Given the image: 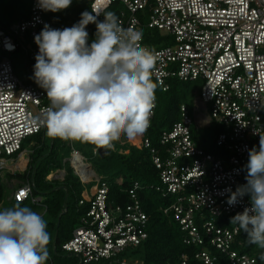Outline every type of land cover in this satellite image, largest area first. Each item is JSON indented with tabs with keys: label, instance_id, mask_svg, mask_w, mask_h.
Here are the masks:
<instances>
[{
	"label": "built area",
	"instance_id": "obj_1",
	"mask_svg": "<svg viewBox=\"0 0 264 264\" xmlns=\"http://www.w3.org/2000/svg\"><path fill=\"white\" fill-rule=\"evenodd\" d=\"M86 2L88 12L92 8L109 11L121 4L123 10L118 19L124 28L142 30L141 16L146 17L148 12V27L174 38L172 44L159 50L142 39L143 45L159 54L152 77L165 91L170 89L172 78L202 82L200 90L195 92V116L183 105L181 121L161 136L166 156L152 149L154 164L161 175L157 190L174 200L165 212L174 213L182 231L187 233V244H210L220 252H199L196 259L202 264H258L255 257L235 248L241 230L237 226L220 225V218H231L249 206L247 196L234 206H229L227 200L238 185L246 183L244 165L248 150L264 133V0ZM49 13L38 7V0H33L30 19L9 29L0 28V174L18 172L21 162L29 164L32 151L30 147L23 150L24 143L46 131L40 124L49 105L46 92L30 79L28 82L21 79L10 56L24 50L27 69L33 77L39 51L34 37L45 24L55 29V22L48 19ZM98 19L103 20V16ZM92 25L95 24L88 26ZM157 105L156 98L151 121ZM195 126L221 128L215 138L216 146L221 149L219 154L207 151L208 139L200 144L195 142ZM143 142L152 148L149 139ZM76 155H80L81 165L86 162L73 149L71 162L76 174L82 182L96 181V185L88 196L90 208L82 226L62 250L78 257L80 264H145L121 257L148 239V216L137 195L139 184L130 190L132 204L112 208L108 203V183L92 169V174L85 177L79 174ZM60 177L64 179L65 173L59 170L48 179ZM32 193L33 188L27 183L14 190L12 199L24 203L32 198ZM243 245L239 242V247ZM181 264H189L186 255L181 258Z\"/></svg>",
	"mask_w": 264,
	"mask_h": 264
},
{
	"label": "clouds",
	"instance_id": "obj_2",
	"mask_svg": "<svg viewBox=\"0 0 264 264\" xmlns=\"http://www.w3.org/2000/svg\"><path fill=\"white\" fill-rule=\"evenodd\" d=\"M72 2L38 0V7L55 13ZM89 24L96 25L91 43ZM142 39V30L124 28L114 12L96 8L82 12L71 27L44 25L34 37L39 51L33 79L49 101L40 119L49 138L112 150L122 136L133 139L147 131L159 87L152 79L159 54ZM244 169L246 183L227 203L234 206L247 196L249 206L230 223L243 230L249 244L264 250V136L248 150ZM50 242L40 213L20 204L0 210V264H46Z\"/></svg>",
	"mask_w": 264,
	"mask_h": 264
},
{
	"label": "trees",
	"instance_id": "obj_3",
	"mask_svg": "<svg viewBox=\"0 0 264 264\" xmlns=\"http://www.w3.org/2000/svg\"><path fill=\"white\" fill-rule=\"evenodd\" d=\"M33 0H0V28L9 29L11 25L30 19ZM123 10L121 4H116L109 11L117 17ZM88 11L86 0H73L71 6L59 12H50L49 20L55 22V29L71 27L80 20L81 13ZM142 32L145 43L156 50L164 48L174 42V38L164 33L150 29L147 16H141ZM90 43L95 38L96 25L87 26ZM155 81V79L152 77ZM170 89L165 91L162 87L156 90L157 109L151 126L140 136L138 146H130L129 154L108 150L102 156L95 153L94 145L63 141L59 138L48 140L45 132H41L26 140L23 150L30 147L31 161L23 173L5 176L6 180L17 179L20 181L18 188L24 184H31L32 198L24 203H17L11 198L9 189L0 174V210L16 204L28 206L40 213L47 222V231L51 235L52 246L49 249L50 258L46 264H80L78 257L65 254L62 250L64 244L69 242L75 230L82 226V220L87 216L90 208L88 189L85 183L75 175V169L66 159L72 154L73 149L79 152L93 171L98 175L110 174L111 177L102 178L109 185V206L126 207L134 201L130 190L139 184L138 199L148 216V239L136 248H130L122 254L123 259L139 260L145 264H181V258L186 255L189 264H202L196 259V254L203 250H210L219 254L210 244L205 246L189 245L186 242L187 233L182 231L180 223L172 211L165 210L174 202L173 197L166 192L158 191L161 185L160 170L154 164L152 149L160 151L161 156H166L165 148L160 139L163 132L171 130L181 121V108L188 105L191 93V82H183L178 78L169 79ZM194 91V90H193ZM195 93V91H194ZM214 129L215 137L211 148L207 151L219 154L221 149L216 146V135L221 132L217 126ZM196 129H194V134ZM264 136V133L263 135ZM149 139L152 148H147L143 142ZM259 145V138L252 142V147ZM95 160V161H94ZM94 162V163H93ZM70 168H67L69 167ZM66 170L63 180H49L48 177L55 171ZM246 175V173H245ZM245 178V177H244ZM122 179V183L118 182ZM246 181V180H245ZM83 202V204H81ZM220 225H231L230 218H220ZM239 242L244 245L239 247ZM235 248L242 253H247L257 259L258 264H264L260 259L261 252L256 245L248 243L247 236L241 230Z\"/></svg>",
	"mask_w": 264,
	"mask_h": 264
},
{
	"label": "rangeland",
	"instance_id": "obj_4",
	"mask_svg": "<svg viewBox=\"0 0 264 264\" xmlns=\"http://www.w3.org/2000/svg\"><path fill=\"white\" fill-rule=\"evenodd\" d=\"M10 58H11V60L13 62L14 67H15L16 74L21 79H23L25 82H28L29 79H30L31 82L34 83L35 81H34L33 77L30 76V74L28 72V69H27V65H26L27 56H26L25 51L24 50H21L20 52L14 54L12 56H10ZM191 85H192L191 93H190L191 95L189 97L187 107L189 108V111H190V113H191V115L193 117V116H195V103L197 102V96H196V93H194V91L196 92L197 90H200V86L202 85V82H200V81L199 82H192ZM194 129L197 130V131H195L196 134H194V140H195V142L198 143V144H200L201 142H203V139H208L209 141H208L207 147L208 148H211L212 145H213L214 137H215L214 129L213 128H201V129H197L196 126L194 127ZM121 139H125V136H122ZM48 140H50V138H48ZM115 143L117 144V141ZM135 143H136V145H138L137 142H135ZM71 156H72V154H71ZM71 156L69 158H67L66 160L69 161L70 164H72V166L74 168V165L71 162V159H72ZM86 163H87V159H86ZM19 164H20V169L16 173H23V170H25V167L27 166V164H26V162H21ZM67 168H70V165ZM62 171H66V170H62ZM55 173H56V171H55ZM5 175L8 176L10 174L5 173ZM65 175H66V173H65ZM75 175H77L76 172H75ZM105 176L111 177L110 174H106ZM105 176L104 175H98L99 178H104ZM57 180H62V179L60 177V179H57ZM118 182H120V179L118 180ZM4 183L7 185L8 189H9L8 192L12 196L14 190L20 184V181L17 180V179H12V180L8 181V180H6V177H5L4 178ZM85 185L87 186V189L90 192V190L92 189V187L94 185H96V181H94L92 183H85ZM49 249L51 250L52 249V246H49Z\"/></svg>",
	"mask_w": 264,
	"mask_h": 264
},
{
	"label": "crops",
	"instance_id": "obj_5",
	"mask_svg": "<svg viewBox=\"0 0 264 264\" xmlns=\"http://www.w3.org/2000/svg\"><path fill=\"white\" fill-rule=\"evenodd\" d=\"M124 140V141H123ZM135 142H137L138 143V145H139V141L136 139V138H133V139H128L127 137H125V139H120L119 141H117V144L115 143V147L116 148H118V151H119V153H123V154H129V147L130 146H138V145H136V143ZM27 167H28V164H27V166L25 167V170L27 169ZM90 168V167H89ZM25 170H23V172L25 171ZM59 171V170H58ZM60 171H62V170H60ZM62 172H64V173H66L65 171H62ZM8 174H12V175H15L16 173H10V172H7ZM4 174V175H3ZM3 174H1V177L4 179L5 178V176H7V175H5V173H3ZM63 180V179H62ZM84 183V182H83ZM18 188V187H17ZM93 189V188H92ZM91 189V190H92ZM90 190V192H89V190H88V196H90L91 194H92V191ZM10 199H12V196H11V198Z\"/></svg>",
	"mask_w": 264,
	"mask_h": 264
},
{
	"label": "bare ground",
	"instance_id": "obj_6",
	"mask_svg": "<svg viewBox=\"0 0 264 264\" xmlns=\"http://www.w3.org/2000/svg\"><path fill=\"white\" fill-rule=\"evenodd\" d=\"M81 160L82 159L80 155H76L75 162L79 163V165H77V172L84 177L86 176V174H92L91 169L89 168V165L86 162L83 165L80 164V162H82Z\"/></svg>",
	"mask_w": 264,
	"mask_h": 264
},
{
	"label": "water",
	"instance_id": "obj_7",
	"mask_svg": "<svg viewBox=\"0 0 264 264\" xmlns=\"http://www.w3.org/2000/svg\"><path fill=\"white\" fill-rule=\"evenodd\" d=\"M99 153H100L102 156H104L105 154L108 153V150L100 149V150H99Z\"/></svg>",
	"mask_w": 264,
	"mask_h": 264
}]
</instances>
